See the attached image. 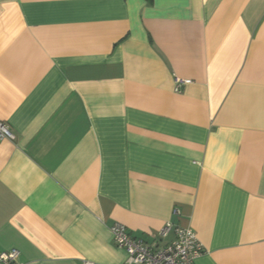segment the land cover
<instances>
[{"label":"crops","instance_id":"obj_1","mask_svg":"<svg viewBox=\"0 0 264 264\" xmlns=\"http://www.w3.org/2000/svg\"><path fill=\"white\" fill-rule=\"evenodd\" d=\"M0 122L16 264H123L115 223L264 264V0H0Z\"/></svg>","mask_w":264,"mask_h":264},{"label":"built area","instance_id":"obj_2","mask_svg":"<svg viewBox=\"0 0 264 264\" xmlns=\"http://www.w3.org/2000/svg\"><path fill=\"white\" fill-rule=\"evenodd\" d=\"M177 88L190 83L189 79H176ZM15 134L4 122H0V141L12 140ZM179 210L174 209V214ZM117 245L124 248L127 258L123 264H193L194 259L203 252V245L197 233L191 227L167 223L153 240H145L132 236L127 228L115 223L110 228ZM173 230L175 239L163 243V239ZM19 250L11 249L0 253L1 264H16Z\"/></svg>","mask_w":264,"mask_h":264}]
</instances>
